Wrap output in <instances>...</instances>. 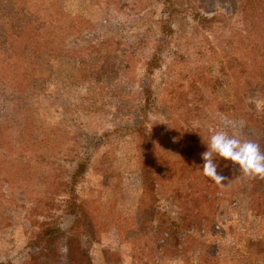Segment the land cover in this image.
<instances>
[{
  "label": "rangeland",
  "instance_id": "obj_1",
  "mask_svg": "<svg viewBox=\"0 0 264 264\" xmlns=\"http://www.w3.org/2000/svg\"><path fill=\"white\" fill-rule=\"evenodd\" d=\"M6 3H24L39 21L55 26L39 60L21 57L24 69L14 74L23 80L0 75V264L40 261L31 245L52 222L60 233L50 264H67L73 239L93 264H264V204H255L264 202V179L216 157L217 171L226 177L220 186L203 174L204 162L191 163L182 177L162 181L158 199L164 207L148 219L139 211L137 151L142 114L149 133L175 136L184 150L191 131L183 122L198 126L209 116L210 133L221 130L227 118L237 122L226 129L230 135L253 140L264 152V77L246 92L240 89L241 102L222 61L206 52L229 26L243 27V3L264 13V0H192V8H183L185 16L172 17L164 12V0H0V7ZM53 13L70 16L75 28L55 21ZM163 21L176 33L167 39ZM260 25L264 28V15ZM110 37L121 49L117 80H82L79 57L89 58L86 47ZM257 44L248 58L240 52L239 61L264 75V32ZM173 87L187 91L189 100L203 98L201 111L176 108ZM147 89L156 106L148 113L140 110ZM245 110L256 121L252 130L243 127ZM81 158L90 165L75 187L77 206L69 208L66 184ZM202 188L216 199L200 220L189 216L191 226L175 230L169 214L188 215L197 196L186 192ZM79 218L87 220L94 241L77 230Z\"/></svg>",
  "mask_w": 264,
  "mask_h": 264
},
{
  "label": "trees",
  "instance_id": "obj_2",
  "mask_svg": "<svg viewBox=\"0 0 264 264\" xmlns=\"http://www.w3.org/2000/svg\"><path fill=\"white\" fill-rule=\"evenodd\" d=\"M164 12L169 17L175 15H186V9L184 6L189 5V8L193 7L192 0H164ZM181 3V4H180ZM185 3V4H184ZM242 4L239 8L244 18L243 27L239 28L235 25H231L228 28V33H219L217 35L216 42H210L211 44L208 51L215 57L214 61L221 60L223 68L226 69L233 81L234 95L239 98L242 102L245 95L243 91L251 86L256 78H263L262 72L255 69L252 64L248 66L241 65L239 54L242 52L243 56L247 58L250 56L249 53L257 48V37L259 34L264 32V28L260 25V17L264 15L263 12H259L258 6H254V3ZM24 3H6L0 7V75H11L15 76L20 80L21 73L15 75L17 70H23L21 63H19L21 57L29 54L33 60H39L42 55L44 48L50 45L48 37L49 31H53L54 24H46L39 21L40 17L38 14H32L28 10ZM258 10V11H257ZM55 21L60 20L68 22L69 28H75V21L70 16H62L59 14V18L56 13L52 14ZM80 22L79 24H81ZM163 31H161L164 39H167L176 34L168 25L163 21ZM86 51L89 53L88 57H79V75L82 80H90L96 84H108L113 83L117 80L120 70V45H118L115 39L111 37L105 40H101L97 43L89 44L86 47ZM209 54V53H208ZM160 61V59H158ZM253 62V61H252ZM252 65V66H251ZM155 66H159V63H155ZM174 86V85H173ZM241 89V90H240ZM197 93L199 90L195 89ZM172 102L176 108H181L186 113L194 111L200 112L204 101L201 97H195L189 100L187 91L173 87L169 91ZM240 96V97H239ZM153 95L150 89L145 91V103L140 107H146L148 113L152 108L156 106L153 103ZM235 112L237 111L235 104L231 103ZM211 108V106H210ZM143 114L145 111H141ZM247 116L246 124L243 125L245 129L254 128L256 122L251 117L249 110H245ZM244 113V111H243ZM207 121H202L198 126L193 125L189 121L183 122L191 131V140L188 147L184 150L180 148L178 139L174 136L165 135L164 137H155L152 133H149L147 128H144L143 124L146 122L143 115L141 114V125L137 132L139 133L140 141L138 143V161L139 170L142 179V195L141 201L139 202V211L143 213L144 218H148L164 205L160 207V200L158 194L162 181L166 179L182 177L186 170H189L191 163H202L204 162L201 158V153L207 151V145L210 140V128L213 123L212 117L205 116ZM253 125V127H252ZM206 129V131H205ZM90 165V161L86 158L78 160L76 168L72 171V175L66 184V194L69 196L67 201L72 206L76 205V184L77 181L83 177L86 170ZM199 179V177H198ZM179 189L175 193H181L180 182ZM218 187V186H217ZM215 185H211L210 189L212 192H218V188ZM209 189V188H208ZM188 196H197L194 201V207L187 208L186 213L174 212L170 215V223L175 230L180 229L184 224L191 226L189 216L196 220H200L203 216V212L209 207L216 197L205 189H199L197 191L189 190L186 192ZM252 201L255 200L256 192L252 191L250 194ZM214 202V201H213ZM187 206H190L188 202H185ZM258 208L262 207L263 203H255ZM183 206V205H182ZM81 206L78 205V208ZM205 207V209H204ZM184 210V209H183ZM168 212V211H166ZM172 216V217H171ZM77 230L85 235V237L94 241V235L90 231L89 225L85 218H79V221L75 224ZM60 233L59 226L56 222L45 223L34 239L31 247L35 248L41 254V260L31 259L24 264H50L49 257L54 252L55 240L57 235ZM67 264H93L90 254L85 253L83 248L80 246L79 239H73L69 244L68 260Z\"/></svg>",
  "mask_w": 264,
  "mask_h": 264
},
{
  "label": "clouds",
  "instance_id": "obj_3",
  "mask_svg": "<svg viewBox=\"0 0 264 264\" xmlns=\"http://www.w3.org/2000/svg\"><path fill=\"white\" fill-rule=\"evenodd\" d=\"M224 127L216 130L210 136L207 151L201 153L204 161L203 174L217 185L225 186L226 177L217 171L216 157L232 162L239 166V171L247 176L264 179V152L260 145L253 140H241L235 135H230L226 130L236 128L237 122L224 118Z\"/></svg>",
  "mask_w": 264,
  "mask_h": 264
}]
</instances>
